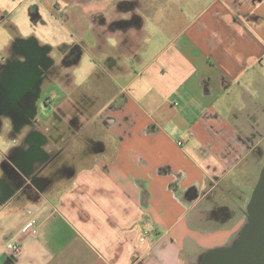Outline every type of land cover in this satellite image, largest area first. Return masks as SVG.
I'll return each instance as SVG.
<instances>
[{
    "label": "crops",
    "instance_id": "obj_1",
    "mask_svg": "<svg viewBox=\"0 0 264 264\" xmlns=\"http://www.w3.org/2000/svg\"><path fill=\"white\" fill-rule=\"evenodd\" d=\"M0 95V264H201L264 167V0H0Z\"/></svg>",
    "mask_w": 264,
    "mask_h": 264
},
{
    "label": "water",
    "instance_id": "obj_2",
    "mask_svg": "<svg viewBox=\"0 0 264 264\" xmlns=\"http://www.w3.org/2000/svg\"><path fill=\"white\" fill-rule=\"evenodd\" d=\"M247 210L237 244L208 252L201 264H264V167Z\"/></svg>",
    "mask_w": 264,
    "mask_h": 264
},
{
    "label": "rangeland",
    "instance_id": "obj_3",
    "mask_svg": "<svg viewBox=\"0 0 264 264\" xmlns=\"http://www.w3.org/2000/svg\"><path fill=\"white\" fill-rule=\"evenodd\" d=\"M125 1H128L132 4L135 3V0H125ZM59 3L62 4L61 1H59ZM32 7L38 8L36 5H34ZM36 23L40 24L39 20H36ZM30 27H33V26H30ZM32 33H34L36 36H38L36 30H34ZM8 103H9L8 98L3 96V95H0V113L4 109H6V107H8Z\"/></svg>",
    "mask_w": 264,
    "mask_h": 264
},
{
    "label": "built area",
    "instance_id": "obj_4",
    "mask_svg": "<svg viewBox=\"0 0 264 264\" xmlns=\"http://www.w3.org/2000/svg\"><path fill=\"white\" fill-rule=\"evenodd\" d=\"M5 250H6V252H8L9 254L17 255V254L21 253V251H22V246H21V244H19V243H8V244L5 246Z\"/></svg>",
    "mask_w": 264,
    "mask_h": 264
}]
</instances>
